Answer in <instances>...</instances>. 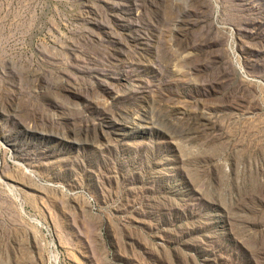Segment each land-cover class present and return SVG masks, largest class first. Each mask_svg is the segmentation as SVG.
Here are the masks:
<instances>
[{
    "label": "rangeland",
    "instance_id": "1",
    "mask_svg": "<svg viewBox=\"0 0 264 264\" xmlns=\"http://www.w3.org/2000/svg\"><path fill=\"white\" fill-rule=\"evenodd\" d=\"M0 264H264V0H0Z\"/></svg>",
    "mask_w": 264,
    "mask_h": 264
}]
</instances>
